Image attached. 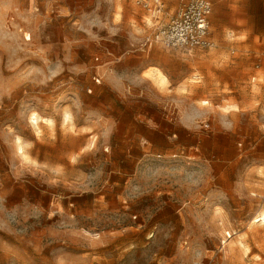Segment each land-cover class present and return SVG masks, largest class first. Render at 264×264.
Here are the masks:
<instances>
[{
  "label": "rangeland",
  "instance_id": "rangeland-1",
  "mask_svg": "<svg viewBox=\"0 0 264 264\" xmlns=\"http://www.w3.org/2000/svg\"><path fill=\"white\" fill-rule=\"evenodd\" d=\"M210 1L187 54L178 0H0V264H264V0Z\"/></svg>",
  "mask_w": 264,
  "mask_h": 264
},
{
  "label": "built area",
  "instance_id": "built-area-1",
  "mask_svg": "<svg viewBox=\"0 0 264 264\" xmlns=\"http://www.w3.org/2000/svg\"><path fill=\"white\" fill-rule=\"evenodd\" d=\"M213 6L210 0H178L177 15L165 25L156 28L145 39V46H159L167 51L191 54L195 50L214 47L210 37V18ZM264 58V52L262 54ZM99 84V80H95Z\"/></svg>",
  "mask_w": 264,
  "mask_h": 264
},
{
  "label": "crops",
  "instance_id": "crops-1",
  "mask_svg": "<svg viewBox=\"0 0 264 264\" xmlns=\"http://www.w3.org/2000/svg\"><path fill=\"white\" fill-rule=\"evenodd\" d=\"M157 47L158 48H161L159 46H157ZM161 49H163V48H161ZM111 56H113V60H111V61H113V64L116 61L118 62V63H116V65H118L120 63V61H122V59L126 57L125 52L122 55L116 54L115 52H113L111 54ZM123 60H124V64L122 66H120V68H119L121 71H123V73L125 71L130 70V68H132V67H135L134 69H136L137 67H139L137 65H135V66L132 65L131 64V61H126V59H123ZM138 60H139L138 62L140 63L141 62V59H138ZM166 61H169V59L165 60V62ZM138 69H139V79L142 80V81H145V80H147L149 82H152V80H155L156 81L155 78L158 75V72H160L161 74H163L168 79L169 84L166 85V86H164V87H159V88H161L162 90H165V91L167 90L166 92L168 94L177 93L178 90H180L181 88H183L182 87L183 86V83H180V82L178 84H173L172 83V80H170L171 78H170L169 71L167 70V67L165 65L159 64V65H157L155 67H149L148 66V67H145V68H138ZM153 69H155L156 71H152ZM148 74L149 75H153L154 77L152 78Z\"/></svg>",
  "mask_w": 264,
  "mask_h": 264
},
{
  "label": "bare ground",
  "instance_id": "bare-ground-1",
  "mask_svg": "<svg viewBox=\"0 0 264 264\" xmlns=\"http://www.w3.org/2000/svg\"><path fill=\"white\" fill-rule=\"evenodd\" d=\"M30 121L32 122V125L36 129V132L38 134L41 133V125L42 124H46V125L53 126V122L51 120L46 119V118H40L39 116H37L35 114L32 115V117L30 118ZM70 122H71V119H70L69 115H66L65 118L63 119V124L66 126ZM17 152L23 158H26L27 157V154H26V146L22 142H19L18 143V145H17ZM261 218L264 221V214L260 215L259 217H256V219L252 222V225H255L257 223H260L261 222Z\"/></svg>",
  "mask_w": 264,
  "mask_h": 264
}]
</instances>
